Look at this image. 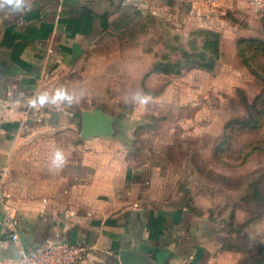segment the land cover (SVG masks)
<instances>
[{
  "label": "crops",
  "instance_id": "1",
  "mask_svg": "<svg viewBox=\"0 0 264 264\" xmlns=\"http://www.w3.org/2000/svg\"><path fill=\"white\" fill-rule=\"evenodd\" d=\"M250 9L248 0H33L26 13H0V261L69 241L85 248L82 264H120L125 249L148 264L229 263L207 219L154 206L170 167L164 154L134 155V132L152 120L186 128L187 84L199 70L218 73L229 22ZM59 86L83 94L67 115L28 106ZM136 91L149 105L126 101ZM96 110L109 131L84 137L82 116ZM58 148L62 169L50 167ZM6 211L19 240L1 226Z\"/></svg>",
  "mask_w": 264,
  "mask_h": 264
},
{
  "label": "rangeland",
  "instance_id": "2",
  "mask_svg": "<svg viewBox=\"0 0 264 264\" xmlns=\"http://www.w3.org/2000/svg\"><path fill=\"white\" fill-rule=\"evenodd\" d=\"M250 10L229 22L218 73L187 84L186 128L152 120L134 132V155L164 154L170 167L154 206L207 219L227 264H264V8Z\"/></svg>",
  "mask_w": 264,
  "mask_h": 264
},
{
  "label": "clouds",
  "instance_id": "3",
  "mask_svg": "<svg viewBox=\"0 0 264 264\" xmlns=\"http://www.w3.org/2000/svg\"><path fill=\"white\" fill-rule=\"evenodd\" d=\"M33 7V0H0V13H7L8 15H18L31 11ZM83 98V94L79 95L75 90H69L64 86L56 87L51 93L42 91L28 101V106L31 109H41L45 107H54L57 110H64L65 114L67 108H71L74 104L78 103ZM126 101L147 106L151 102V97L136 91L126 96ZM68 160L62 149H57L50 160V167L55 169H62L66 166ZM18 254L17 261L12 264H28L26 258L20 259ZM0 264H5V261H0Z\"/></svg>",
  "mask_w": 264,
  "mask_h": 264
},
{
  "label": "built area",
  "instance_id": "4",
  "mask_svg": "<svg viewBox=\"0 0 264 264\" xmlns=\"http://www.w3.org/2000/svg\"><path fill=\"white\" fill-rule=\"evenodd\" d=\"M211 5H217L221 0H207ZM252 10L258 11L264 8V0H248ZM2 228L8 236L16 241L20 238L19 221L5 212L1 221ZM86 250L80 245L61 241L53 245L29 248L22 252L20 259L26 258L28 264H82L85 261Z\"/></svg>",
  "mask_w": 264,
  "mask_h": 264
},
{
  "label": "water",
  "instance_id": "5",
  "mask_svg": "<svg viewBox=\"0 0 264 264\" xmlns=\"http://www.w3.org/2000/svg\"><path fill=\"white\" fill-rule=\"evenodd\" d=\"M94 115L84 114L83 117V132L82 136L86 137L91 134H96V131L100 133H108L109 124L102 118V112L96 110ZM120 264H148L143 256H139L137 253L130 249L120 251L119 255Z\"/></svg>",
  "mask_w": 264,
  "mask_h": 264
},
{
  "label": "trees",
  "instance_id": "6",
  "mask_svg": "<svg viewBox=\"0 0 264 264\" xmlns=\"http://www.w3.org/2000/svg\"><path fill=\"white\" fill-rule=\"evenodd\" d=\"M214 37H215V36H214ZM207 46H208V47L214 46V53H213V54H214V56L217 55V54H216V53H217V50H216V47H217V46H216V40H215V38H214V44H212V45H211V44H207ZM206 59H207V58H206V54H205V56L203 57L202 61L205 62ZM205 67L207 68V66H205Z\"/></svg>",
  "mask_w": 264,
  "mask_h": 264
}]
</instances>
